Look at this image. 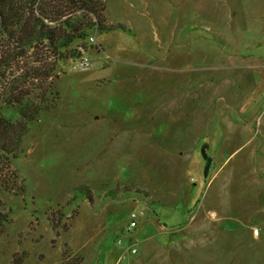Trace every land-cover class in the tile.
<instances>
[{
	"label": "rangeland",
	"instance_id": "374dc122",
	"mask_svg": "<svg viewBox=\"0 0 264 264\" xmlns=\"http://www.w3.org/2000/svg\"><path fill=\"white\" fill-rule=\"evenodd\" d=\"M106 1L0 157V264H264V0Z\"/></svg>",
	"mask_w": 264,
	"mask_h": 264
},
{
	"label": "trees",
	"instance_id": "16d2710c",
	"mask_svg": "<svg viewBox=\"0 0 264 264\" xmlns=\"http://www.w3.org/2000/svg\"><path fill=\"white\" fill-rule=\"evenodd\" d=\"M106 11V0H0V96L20 115L14 123L0 114V157L16 155L28 127L57 107L58 65L95 32L116 28ZM11 221L0 213V236Z\"/></svg>",
	"mask_w": 264,
	"mask_h": 264
},
{
	"label": "built area",
	"instance_id": "2783aa9c",
	"mask_svg": "<svg viewBox=\"0 0 264 264\" xmlns=\"http://www.w3.org/2000/svg\"><path fill=\"white\" fill-rule=\"evenodd\" d=\"M89 40H90L91 42H95V38H94L93 36H92ZM81 61H82V62H81V65H82L84 68L88 67V65L90 64V60L87 59V58H83ZM133 218H134V219H137V215L134 214V215H133ZM132 227H137V223H136L135 221L132 223ZM132 252H133V253H137V250H136V249H132Z\"/></svg>",
	"mask_w": 264,
	"mask_h": 264
},
{
	"label": "crops",
	"instance_id": "0c3cea01",
	"mask_svg": "<svg viewBox=\"0 0 264 264\" xmlns=\"http://www.w3.org/2000/svg\"><path fill=\"white\" fill-rule=\"evenodd\" d=\"M96 38V37H95Z\"/></svg>",
	"mask_w": 264,
	"mask_h": 264
}]
</instances>
